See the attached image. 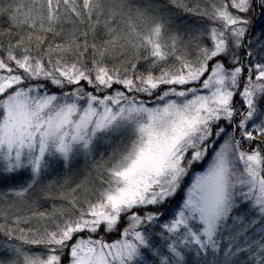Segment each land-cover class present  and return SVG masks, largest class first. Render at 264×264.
<instances>
[{
	"label": "snow or ice",
	"instance_id": "1",
	"mask_svg": "<svg viewBox=\"0 0 264 264\" xmlns=\"http://www.w3.org/2000/svg\"><path fill=\"white\" fill-rule=\"evenodd\" d=\"M0 264H264V0H0Z\"/></svg>",
	"mask_w": 264,
	"mask_h": 264
},
{
	"label": "trees",
	"instance_id": "2",
	"mask_svg": "<svg viewBox=\"0 0 264 264\" xmlns=\"http://www.w3.org/2000/svg\"><path fill=\"white\" fill-rule=\"evenodd\" d=\"M205 2H206V0H201V7L205 6ZM179 15H180V17H183V15L181 13H179ZM58 191H59V189L57 187H53L51 189L52 196L56 197L58 194ZM53 204H59V200L58 199H49L47 201V203L44 204V208L51 210ZM116 237H112L111 240H114Z\"/></svg>",
	"mask_w": 264,
	"mask_h": 264
},
{
	"label": "rangeland",
	"instance_id": "3",
	"mask_svg": "<svg viewBox=\"0 0 264 264\" xmlns=\"http://www.w3.org/2000/svg\"><path fill=\"white\" fill-rule=\"evenodd\" d=\"M180 13L183 15V17H181L182 20H188L189 23H191V20H190V18L187 15H185L183 12H180ZM174 27H179L182 31L184 30V26L181 23V20H175ZM112 237H116V235H112V236L106 237V239H108L109 241H111V238ZM116 238H118V237H116Z\"/></svg>",
	"mask_w": 264,
	"mask_h": 264
}]
</instances>
